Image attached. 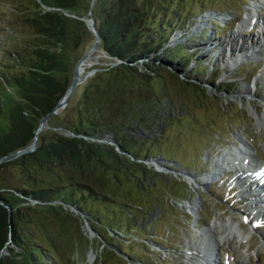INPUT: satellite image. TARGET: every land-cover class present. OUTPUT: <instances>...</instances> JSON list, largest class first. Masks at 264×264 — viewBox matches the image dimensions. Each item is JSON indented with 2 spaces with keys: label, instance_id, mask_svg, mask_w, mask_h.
<instances>
[{
  "label": "trees",
  "instance_id": "16d2710c",
  "mask_svg": "<svg viewBox=\"0 0 264 264\" xmlns=\"http://www.w3.org/2000/svg\"><path fill=\"white\" fill-rule=\"evenodd\" d=\"M82 1L32 0L15 9L10 27L23 37L20 47L6 55L11 62L0 66V157L33 141L41 118L66 92L77 60L93 44L94 34L78 12L82 3L89 5L91 0ZM176 2L94 0L99 49L119 62L91 77L75 120L63 116L61 127L71 134L39 131L34 150L0 162V170L12 165L18 168L16 179L0 178V264H62L68 234L74 228L68 206L85 211L97 223L107 222L111 229L116 212L121 214L116 219L122 230L120 219L128 223L140 214L141 205L132 203L137 199L135 192L146 191L149 184L143 178L155 174L143 160L158 155L167 158L158 152L139 154L140 146L124 139L119 131L135 121L136 106L168 100L157 87L161 70L167 68L156 62L158 54L150 56L161 50L170 61L187 57L181 49L171 52L165 46L180 21L186 23L190 18L180 11L173 14L170 8ZM204 11L200 8L190 16ZM81 46L87 48L77 55L72 69L61 65L63 49L74 54ZM178 82L183 89L196 88L189 81ZM102 136L114 145L87 140ZM19 195L34 204L18 203ZM36 228L41 229L40 238ZM8 241L14 246L7 248ZM5 248L8 254L2 256ZM99 257L105 261L103 251Z\"/></svg>",
  "mask_w": 264,
  "mask_h": 264
},
{
  "label": "rangeland",
  "instance_id": "374dc122",
  "mask_svg": "<svg viewBox=\"0 0 264 264\" xmlns=\"http://www.w3.org/2000/svg\"><path fill=\"white\" fill-rule=\"evenodd\" d=\"M258 1L262 0H177L173 3L170 8L171 11L174 9L173 14L180 11L190 18L186 23H183L186 20L180 21V26L165 46L171 52L181 49L187 57L170 61L161 50L150 56L158 54L156 62L167 68L161 70L162 77L157 87L160 96L166 95L168 100L155 99L136 106L135 121L119 131L124 139L140 146L139 154L158 152L165 154L167 159L158 162L149 158L143 160L146 168L155 174H147L143 178L149 184L146 191L135 192L138 193L137 199L132 203L141 205L140 214L128 223L120 219L124 230L117 228L116 215L120 212L110 220L114 225L111 229L107 222L97 223L87 213L68 206L74 228L67 236L70 242L64 249L62 264H184V255L190 251L195 230L211 224L216 217L231 218L246 239L241 245L233 244V247L222 244L217 250L222 262L233 258L236 264H245L239 262L240 253L247 251L250 264H264V220L247 210L249 194H238L234 185L235 173L226 170L230 166L224 164L220 168L216 165L224 156L230 157L226 153L240 144L237 137L244 138L255 148L260 166L264 162V80L259 78L264 75V38L257 24L241 23L248 12L264 17V6ZM30 4L32 0H0V66L11 62L6 55L12 48L20 47L23 37L10 27L15 9ZM88 6L85 2L78 8L84 17L88 16ZM200 8L206 11L190 16L198 13ZM234 32L239 40L238 45L234 44L236 47L231 43ZM251 38L253 43L262 41L263 45L255 47L254 54L229 66L232 53L239 52L241 40L246 39L243 42H247ZM86 46H81L74 54L63 49L61 65L72 69L77 55ZM245 47L249 48L248 45ZM87 60L83 62L86 71L81 73L87 76L76 85L65 106L55 113L57 116L48 118L49 123L40 131L71 134L61 127V119L68 114L75 120L74 113L81 105L91 77L99 69L119 62L99 47ZM178 79L189 81L196 88L183 89ZM249 86L255 91L243 92ZM258 116L262 118V125L258 123ZM108 136L113 137L112 134ZM103 137H88L87 140L114 145L112 140ZM119 152L136 161L128 152ZM211 171L219 174L216 172L215 178H207ZM189 175L202 179L204 183L192 187ZM1 177L16 179L18 168L12 165L1 169ZM123 187H127L126 182ZM118 192L116 196H119ZM19 196L22 199L18 203L34 204L33 200ZM191 200H198L196 211L189 207ZM248 218L253 220L251 224ZM92 227L97 228L101 235ZM36 230V236L40 238L41 229ZM11 246L14 243L8 241L6 247ZM101 251L105 261L99 259ZM7 254L5 248L2 256Z\"/></svg>",
  "mask_w": 264,
  "mask_h": 264
},
{
  "label": "bare ground",
  "instance_id": "6f19581e",
  "mask_svg": "<svg viewBox=\"0 0 264 264\" xmlns=\"http://www.w3.org/2000/svg\"><path fill=\"white\" fill-rule=\"evenodd\" d=\"M258 3L263 4L262 6H264V0L258 1ZM257 5L259 4H255L254 6ZM248 13V16L246 15L241 23L248 21V24H250V22L251 24H257L260 27L259 32L261 34V37L264 38V17L260 14H255L254 12ZM231 40L232 45L239 43L235 32L233 33ZM243 40L246 39L241 40V44L239 45V52L237 54L232 53L233 56L231 55L232 57L230 58L231 61H229V66L237 63L238 60L241 61L243 58H247V55L250 56V54H254V48L260 47L264 43H262V41L260 44H258L257 41L256 43H253V38L247 39L249 40L247 42H243ZM219 43L220 42L218 41V44ZM246 45H248L249 48L245 47ZM234 46L236 47V45ZM255 51H257V49H255ZM86 62L89 63L88 60ZM85 71L86 70L84 64L82 63L80 67V73H84ZM259 78L264 80V75H260ZM254 91L255 89L252 86H249L244 88L243 92L251 93ZM253 109L257 114L255 105ZM258 121V123L262 125V118H260L259 116ZM238 141L240 144L234 145L231 152L226 153L229 154L230 157L228 156L227 158L224 156L223 158H221L222 160L220 164L216 162V165L220 168L224 164L230 166L231 171L235 173L234 185L238 188V194H249L250 203L246 207L247 210H250V212L252 211L253 215H256L258 218L264 220V184L257 183V181L259 180L257 178V174L261 172L260 176H264V162H262V166L258 164L259 156H256L254 152L256 151L255 148L250 146L244 138L238 137ZM216 172L219 174L218 171H211L210 173H208L207 178H215V176L217 175ZM189 177L192 179V187H195V184L201 186L204 183L202 179H195L196 177H194L193 175H189ZM206 182L208 183V180H206ZM254 190H259L260 192H258L257 194H255V192L251 193ZM198 205V200H191L189 202L190 209L194 211H196ZM248 221L250 222V224L251 222H253V220L251 219H249ZM195 232L196 233L194 234V241L189 247V253H187V255L183 254L186 258V263L184 262V264H236L233 258H231L230 261L227 260L226 262H222L220 260L219 254L217 253V250H219L221 248V245L224 243H227L229 246L233 247V244L241 245L242 242L246 240L243 233L236 227L235 224L231 222V218L227 220L224 218L216 217L211 224L203 228H197ZM240 257L241 260H239V262L250 264L251 258L249 252L246 251L245 253H240Z\"/></svg>",
  "mask_w": 264,
  "mask_h": 264
},
{
  "label": "water",
  "instance_id": "95a60500",
  "mask_svg": "<svg viewBox=\"0 0 264 264\" xmlns=\"http://www.w3.org/2000/svg\"><path fill=\"white\" fill-rule=\"evenodd\" d=\"M38 1H40V0H38ZM93 2H94V0H91L90 1L89 8H88V13H87L88 16H86V17L82 16V17H79V18L85 22L87 28L94 34L95 40H94L93 44L77 60L75 66H74V69H73L72 80H71L70 86L68 87V89L66 90V92L61 96V98L55 104V106L46 115H44L41 118L40 123H39V126H38V128L36 130V133H35V136H34L33 141L29 145H27L26 147H24V148H20V149H18L15 152H12V153H9V154H5V155L1 156L0 157V162L12 160V159L16 158L17 156H19L21 154H24V153H27L29 151L34 150L37 147V143H38V135L37 134L46 125V122H47L48 118L52 114H55L60 108H62L63 106H65V104L67 103L69 97L73 93L76 85L78 83H80L87 76V74L83 76L80 73L81 64L84 61H86L87 58H89L90 56H92L93 52L99 47V34L97 32L96 21H95L93 9H92ZM66 14L67 15L74 16V17H77V15L72 14V13H68L67 11H66ZM149 159L156 160L157 162L158 161H164V160H166V159L162 158L161 155L153 156V157H150ZM73 208L86 214L85 211L77 208L76 206H73Z\"/></svg>",
  "mask_w": 264,
  "mask_h": 264
}]
</instances>
